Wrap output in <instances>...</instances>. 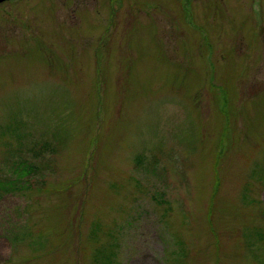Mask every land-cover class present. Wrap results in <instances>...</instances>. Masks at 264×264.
Instances as JSON below:
<instances>
[{
	"label": "rangeland",
	"instance_id": "obj_1",
	"mask_svg": "<svg viewBox=\"0 0 264 264\" xmlns=\"http://www.w3.org/2000/svg\"><path fill=\"white\" fill-rule=\"evenodd\" d=\"M0 264H264V0L0 3Z\"/></svg>",
	"mask_w": 264,
	"mask_h": 264
},
{
	"label": "trees",
	"instance_id": "obj_2",
	"mask_svg": "<svg viewBox=\"0 0 264 264\" xmlns=\"http://www.w3.org/2000/svg\"><path fill=\"white\" fill-rule=\"evenodd\" d=\"M45 147H46V144H43L42 148L45 149ZM20 170H21L20 175L22 176H23V173L27 172V169L24 166H22Z\"/></svg>",
	"mask_w": 264,
	"mask_h": 264
},
{
	"label": "water",
	"instance_id": "obj_3",
	"mask_svg": "<svg viewBox=\"0 0 264 264\" xmlns=\"http://www.w3.org/2000/svg\"><path fill=\"white\" fill-rule=\"evenodd\" d=\"M3 1H6V0H0V3L3 2Z\"/></svg>",
	"mask_w": 264,
	"mask_h": 264
},
{
	"label": "flooded vegetation",
	"instance_id": "obj_4",
	"mask_svg": "<svg viewBox=\"0 0 264 264\" xmlns=\"http://www.w3.org/2000/svg\"><path fill=\"white\" fill-rule=\"evenodd\" d=\"M8 1H9V0H8ZM3 2H6V1H3ZM3 2H2V3H3Z\"/></svg>",
	"mask_w": 264,
	"mask_h": 264
}]
</instances>
